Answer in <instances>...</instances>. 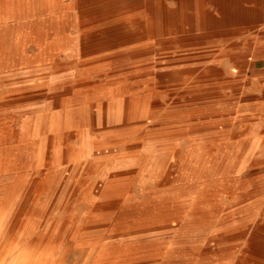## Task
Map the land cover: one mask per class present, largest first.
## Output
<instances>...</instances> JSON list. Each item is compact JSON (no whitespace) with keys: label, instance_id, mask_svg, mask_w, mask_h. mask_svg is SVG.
<instances>
[{"label":"bare ground","instance_id":"obj_1","mask_svg":"<svg viewBox=\"0 0 264 264\" xmlns=\"http://www.w3.org/2000/svg\"><path fill=\"white\" fill-rule=\"evenodd\" d=\"M213 1L217 21L233 13L235 0ZM209 21L206 0H0L1 71L26 65L19 73L49 90L46 104L11 115L13 99L0 90V264H172L178 256H189L185 264H264V180L248 171L264 170V130L240 133L232 151L214 154L187 115L173 120L159 110L166 83L174 82L168 100L185 102L214 75L202 60L189 65L190 54L161 56ZM30 45L38 53L29 55ZM106 50H114L108 70L81 68ZM168 126H187L178 139L188 144L156 135ZM184 169V185L164 193ZM132 173L137 187L122 183ZM115 209L123 222L150 211L177 217L89 237L93 213ZM145 249L156 257L129 261Z\"/></svg>","mask_w":264,"mask_h":264},{"label":"rangeland","instance_id":"obj_2","mask_svg":"<svg viewBox=\"0 0 264 264\" xmlns=\"http://www.w3.org/2000/svg\"><path fill=\"white\" fill-rule=\"evenodd\" d=\"M261 2H263V0H235L233 13L230 15L222 13L219 16L220 21H217L218 14L214 11V1L206 0V8L211 21L208 22L209 25L207 24L205 29L194 31L198 38H194L184 44H167L161 48L163 62H177V60L185 58L187 54H190V58L188 57L190 60L187 61L189 65L195 67L199 66L202 60L206 67L216 69L214 75L209 73L204 77L201 83H196L197 85H201L203 89H199L190 94L188 101L172 103V99L168 100L171 95L168 96L167 94H169L170 89H172L171 86L173 85L171 84L174 83L173 81L166 83V85L162 83L164 86L159 88L162 92L161 98L163 100L162 105L159 106L161 115L163 113L168 118H173V120L178 119L180 116L187 115L188 119L191 121L190 131L191 133L194 132L196 137L198 136V142H201L199 145L206 149L212 146L213 152L215 151L214 154L219 153V148L221 147L226 149V151H232L231 149L236 147L237 142L243 138V135H240V133H245L248 137L252 136L254 132L264 130V124L260 121V117H264V109H259L260 105L258 103H246L252 98H256L253 94L258 89L262 90V94H264L263 88L252 85L250 76L251 70L256 66L262 65L264 60L263 49L257 47L259 45V37L264 33V2ZM169 3H173V1ZM38 51L39 47L36 48L33 45H30L27 49L29 55H35ZM113 51L114 50H106L86 56L81 68L93 73L94 64H104L105 70H108L110 65L107 63L112 60L109 58L108 54ZM34 65L35 64L32 65V63L29 64V66ZM24 67H26V65L10 69L5 68V72L0 69V75H7V77L2 78L6 80V83L3 84L2 79H0V90H6V93L10 96L9 98L13 99L10 108L6 110V114L8 115L20 111L38 109L46 104L49 99V90L38 85L39 80L35 79L36 76H33L32 73H19ZM65 72L62 74L65 75ZM8 74L10 75L8 76ZM128 74H130V71L127 70L125 74H121V76L126 77ZM1 121H3V118L0 114V122ZM184 123L185 122H183V124ZM260 124H263V126ZM170 126L166 128L163 127V130L158 131L159 134L156 132V135L167 137L175 134L174 137H177V139L180 138V136H186L187 126H183L181 129L176 126H173L172 129ZM154 131L155 130H151L150 134L155 135ZM177 142L188 144L186 140L181 142L178 139ZM206 149H204L205 152L207 151ZM256 167L257 166L250 167L248 171H252L251 178L253 182L258 183L264 180V170L260 171V168ZM120 168L122 167H119V169ZM184 171L186 172L188 169L175 171L173 174L175 179L174 184L164 186V193L172 194L174 193V189H176L177 192V187L184 185L186 182L185 178H187ZM126 176L127 178H125V181L122 183L127 186L137 187L136 181L138 178L136 173ZM181 178H184L183 182H181ZM218 187L221 188L220 186ZM153 188L154 186L151 184L149 190H153ZM136 190L139 189L136 188ZM118 211L119 209L111 210V213L94 212L93 218L95 219H93L94 224L92 223L93 226L90 229L89 237L96 241L113 227H157L161 224L173 223L174 219L177 217V212L174 209L165 214H160V212H158L159 215L152 214V211H150L143 212V214L139 215L137 218L130 217L123 222L116 217ZM101 217L102 220L104 219L103 221L100 219ZM102 232L103 234H101ZM145 252L144 254L138 255V258H131L129 261L142 262L156 257V255H151L153 253L152 251L150 252L145 249ZM188 258L189 256H178L172 264H185ZM190 261L191 264H206L195 259H190L189 264ZM144 264L149 263L144 262Z\"/></svg>","mask_w":264,"mask_h":264},{"label":"crops","instance_id":"obj_3","mask_svg":"<svg viewBox=\"0 0 264 264\" xmlns=\"http://www.w3.org/2000/svg\"><path fill=\"white\" fill-rule=\"evenodd\" d=\"M264 2V0H263ZM261 2V3H263ZM263 5V4H262ZM258 48L263 49L264 54V33L259 37V45ZM251 83L252 85H256L257 87L264 89V60L263 64L260 66H256L254 69L251 70ZM262 90L258 89L253 95L256 98H252L246 103H258L259 109H264V94H262Z\"/></svg>","mask_w":264,"mask_h":264}]
</instances>
